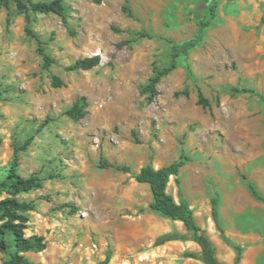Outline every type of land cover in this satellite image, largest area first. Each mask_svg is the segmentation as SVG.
<instances>
[{
    "label": "rangeland",
    "instance_id": "obj_1",
    "mask_svg": "<svg viewBox=\"0 0 264 264\" xmlns=\"http://www.w3.org/2000/svg\"><path fill=\"white\" fill-rule=\"evenodd\" d=\"M51 1V0H31ZM68 29L54 14L0 7V173L19 151L18 174L39 175L43 187L23 195L34 210L25 236L45 248L25 254L35 264H203L190 240L153 246L161 234H186L181 222L148 208L152 195L133 174L185 158L180 186L170 177L167 192L183 198L206 232L216 257L234 264H264V0H61ZM127 5L133 15L127 17ZM199 21L209 22L200 29ZM35 31L54 60L49 70ZM113 28L121 30L116 32ZM148 32L152 39L130 32ZM195 41L177 67L157 84L152 103L140 87L153 67H167L172 43ZM98 57L90 70L67 71L80 59ZM52 76L63 85L54 88ZM209 103H197L198 92ZM85 97V118L65 111ZM128 166L130 173L101 167ZM180 191V194H179ZM219 199L224 236L211 215ZM5 239L11 243L12 237ZM7 260L0 253V264Z\"/></svg>",
    "mask_w": 264,
    "mask_h": 264
},
{
    "label": "trees",
    "instance_id": "obj_2",
    "mask_svg": "<svg viewBox=\"0 0 264 264\" xmlns=\"http://www.w3.org/2000/svg\"><path fill=\"white\" fill-rule=\"evenodd\" d=\"M206 1H210L211 3L208 10L210 17L213 18L216 16L217 0H199L201 8L205 7ZM11 5H13L19 13L25 15L28 23L30 21V12L54 14L60 17L62 24L68 29L67 9L61 0L36 2L31 0H0V7L8 8ZM122 11L127 17H133L127 5L122 7ZM208 24L209 22L199 21V28L202 29L208 26ZM113 29L116 32L121 31L116 28ZM25 33L35 40L37 44V52L43 59V69L49 70L50 65L54 63V60L46 53V49L40 36L30 27H26ZM130 33H133L136 36V39H152L155 37L145 31ZM194 45L195 41H189L180 46L172 43V53L169 65L167 67L154 66L152 70L153 74L148 83L139 89L140 94H147L146 99L148 103H152L154 98L158 95L156 86L160 80L177 67V58L179 55L181 53H186L189 49L193 48ZM98 64V57L85 58L77 60L66 69L67 71L90 70ZM51 84L54 88H59L63 85V81L57 76H52ZM197 103L203 107L209 106L208 101L203 98L200 91L198 92ZM86 107V98L81 97L65 111V115L74 122H79L85 118ZM26 145L15 150L13 161L7 168L2 170V173H0V253L6 255L7 260H5L4 264H35L26 258L25 254L28 252H40L45 248V243L42 237L36 235L26 237L24 232L27 228V223L29 222V213L34 210V204L21 197L32 191L41 189L44 181L37 174L28 177H22L18 174V152L25 151ZM184 160L185 158L183 157L177 162L159 168L145 165L142 166L138 172L133 174V179L137 183L146 184L149 187L152 201L149 203L148 208L171 221L181 222L186 230V234L184 235L177 231L161 234L156 237L153 246L159 247L173 241L190 240L199 247L200 251L198 255L186 253L187 257L198 259L203 264H225L216 257L211 241L206 232L197 224L189 204L183 198H181L179 202H176L173 196L167 192V184L170 177H174L175 184L178 187L180 186L179 172L185 164ZM101 167H110L123 173L131 172L128 166L120 164L103 162ZM247 187L254 200L264 203V195L258 191L253 183L247 182ZM211 215L218 230L223 235L224 241L232 246L231 242L224 236L219 217V199L216 196L211 199ZM7 235L12 237L11 243L5 239ZM233 248L236 251L234 264H240L241 250L237 246H233ZM108 261L109 257L107 256L105 261L100 264H107Z\"/></svg>",
    "mask_w": 264,
    "mask_h": 264
}]
</instances>
